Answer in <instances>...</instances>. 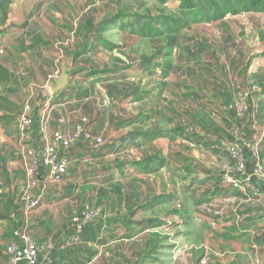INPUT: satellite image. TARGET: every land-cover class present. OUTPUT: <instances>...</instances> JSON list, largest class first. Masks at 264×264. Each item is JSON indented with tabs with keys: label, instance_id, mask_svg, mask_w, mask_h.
Instances as JSON below:
<instances>
[{
	"label": "crops",
	"instance_id": "crops-1",
	"mask_svg": "<svg viewBox=\"0 0 264 264\" xmlns=\"http://www.w3.org/2000/svg\"><path fill=\"white\" fill-rule=\"evenodd\" d=\"M105 1L112 0H12L7 8L4 24L12 38L0 36V42L11 50L0 65L14 82L0 81V214L8 207L11 220L0 216V264L6 263L11 230L18 227L41 244L51 241L40 256L49 264H264V55L250 54L243 67L233 59L236 72L227 71L217 85L216 69L206 67L201 72L206 89H199L192 63L186 58L182 66L174 53L165 56L172 67L163 80L159 71L145 69L147 56L161 43L136 37L127 41L124 55L126 44L119 37L126 32L116 30L119 25L102 29L115 41L97 35L103 21L96 6ZM234 17L207 22L217 29L212 38L221 33L219 23ZM26 33L38 42L26 40ZM186 43L174 52L187 49ZM113 45L121 48L119 54ZM69 58L74 63L69 87L46 109L47 77ZM246 90L257 115L244 126L259 143L247 168L257 160L261 172L240 191L225 184L223 175L233 165L228 147L240 125L234 105ZM161 93L170 105L158 101ZM106 95L115 109L105 106ZM26 102L35 110L36 124L23 136L18 121ZM5 103L17 111L9 113ZM197 110L205 114L199 125ZM83 119L104 143L75 144L65 179L49 182L40 207L23 214L28 151L59 129L71 136ZM84 205L103 206L105 217L78 243L66 245L71 217Z\"/></svg>",
	"mask_w": 264,
	"mask_h": 264
},
{
	"label": "rangeland",
	"instance_id": "rangeland-1",
	"mask_svg": "<svg viewBox=\"0 0 264 264\" xmlns=\"http://www.w3.org/2000/svg\"><path fill=\"white\" fill-rule=\"evenodd\" d=\"M186 1H192L195 5L200 6L199 4L202 0H112L111 2L105 1L106 6H101V8L100 6H96L99 10L98 19L101 18V20L103 21L97 28L96 33L97 35L102 33V38L109 37L115 41L117 38L110 36V33H108L107 36H103V34L105 33L102 29L104 26L107 25L115 27H118L117 25H119V27L115 29H120L121 31L126 32L124 36L122 35L119 37L122 41H125L126 44L125 47L122 48V52L124 51V49L125 51L126 49H128L127 47L129 44H127V41L129 42V40L131 41L133 39L136 40V37L149 39V41H152L157 45L161 43L159 50H156L154 54H150L147 56L148 59L146 60L147 65L145 69L148 71H151L152 69L159 71V77L163 78V80L165 78H169L168 73L170 72L172 66L170 63H168L170 62V60H165V56H170L171 54L176 53L179 63L181 62L182 66H184L182 62H184L186 58L189 59L187 60V63H192V68L194 71L193 78L194 81L198 84L195 87L199 89L200 87L206 89V86L203 85L204 83H206L205 78L203 77L204 74L201 75V72L204 73L205 70H207L206 67L216 69L214 70L216 74L214 76V79L216 78L214 84L217 85L218 83L221 84L222 82H225L226 76L228 75L226 74L227 71L232 72L233 74L234 72H236L237 64L235 65L234 60H240L237 63H239V65L243 67L245 66L246 60L250 56V54L261 56L258 53L262 52V54L264 55V13H259L255 11L241 13L235 15L234 18H227L225 22L222 21L221 23H219L222 28L221 33L216 34L217 38H212V36H215L214 33L215 30L217 31V29L208 28L206 24L207 22H192L187 27L181 30L183 31V33L180 31V33L175 35L168 34V30L173 25L171 23L172 19L178 20L180 24H183L184 22L188 21L186 16H183L181 12L183 10L182 6ZM108 10L111 11V13ZM7 19V14L5 15L3 10L0 9V36L5 39H11V33H9L7 27H5L6 23L4 24ZM214 23L217 24L216 22ZM9 29H11L12 31V28ZM150 31L152 33L157 32L163 34H160L159 36L147 37L146 33H149ZM24 35V38H26V40L33 41L34 43L38 42V40L35 39V37L32 36L31 33H26ZM208 35H210L211 38H208ZM211 39H214V41H211ZM180 42H187V49L185 47H181L182 49L179 52V49L176 48V51L174 52V46L176 47L177 44H179ZM250 43L256 44V47H254ZM103 44L105 43L103 42ZM232 44H234L235 47H233ZM111 45L112 44H109V47H112ZM239 46L240 48L238 51ZM115 47L117 46L113 45V49H116ZM21 49L22 51L25 50L24 48ZM9 50H11L10 47H6L1 41L0 61H5L6 57L9 55L7 53V51ZM130 50L131 49H129V51ZM120 51L121 48L117 47L118 54L120 53ZM233 51L235 52L232 54ZM123 53L125 55V52ZM102 54L107 59L112 60L109 54ZM134 62H136L135 59L132 61V63ZM130 65L134 67V64ZM121 66L122 68H125V63ZM204 76H206V74ZM132 82L137 83L136 81ZM140 83L142 84V82ZM163 94L164 93H161L160 96L157 97V99H159L158 101H162V99L163 102L165 101L164 98L161 96ZM145 95H148V93H145ZM104 103L105 106H109L114 109L117 107L115 106V101H113V99L108 95L105 96ZM164 103H167V105L171 104L170 100H168V102L165 101ZM3 107L8 108L9 113L17 111V107L13 106V104L5 103ZM10 117L11 116H6V118ZM203 117L205 118V114L201 110H197L194 112V121L198 125ZM198 127L200 129L201 126ZM3 177L6 178L5 174L3 175ZM10 200L12 202V199ZM96 208L101 209L103 217H105L106 209L103 206H97ZM8 210V207L3 210V212L1 213L3 215L0 214L1 218L3 217L6 220H11L8 217ZM20 211H22V208ZM20 211L19 209H17L16 214L19 215L23 213V211L22 213ZM12 231L13 229L11 230V233Z\"/></svg>",
	"mask_w": 264,
	"mask_h": 264
},
{
	"label": "built area",
	"instance_id": "built-area-1",
	"mask_svg": "<svg viewBox=\"0 0 264 264\" xmlns=\"http://www.w3.org/2000/svg\"><path fill=\"white\" fill-rule=\"evenodd\" d=\"M60 76L61 71L59 69L52 72L47 78V87L50 89L51 84L59 80ZM54 96L50 93V97L45 100L46 109H50L53 105ZM252 108L251 93L248 91L239 93L234 105V112L240 120V125L237 127L236 140L228 147L233 165L231 168H227L223 175L224 183L234 190H244L252 179L259 176L261 172V166L257 160L253 163L254 166L251 170L247 168L249 159L257 157L259 150V143L248 137L247 128L244 126V123L257 115ZM35 124V110L30 103L26 102L19 116L18 133L27 136ZM86 124L87 119H83L74 127L71 136L59 129L53 132L50 140H43L37 149L28 151L25 182L21 195L24 214H29L40 207L43 198L42 189H45L49 182L60 183L65 179L70 163L68 154L75 144L81 141H89L94 146H101L104 143V139L92 134L86 128ZM102 217L101 209L84 205L80 212L71 217L72 234L66 241V245L78 243L80 235L99 224ZM51 246V241L41 244L23 228H15L11 233V241L5 249V264H49L41 261L40 256ZM202 263L206 264L205 261Z\"/></svg>",
	"mask_w": 264,
	"mask_h": 264
},
{
	"label": "trees",
	"instance_id": "trees-1",
	"mask_svg": "<svg viewBox=\"0 0 264 264\" xmlns=\"http://www.w3.org/2000/svg\"><path fill=\"white\" fill-rule=\"evenodd\" d=\"M203 1V0H202ZM200 1V6L195 5L192 1H186L181 11L183 16L188 19L187 22L180 24L178 20L172 19V27L168 30V34H178L182 29L187 27L190 23H206L223 20L227 16H235L241 13L255 11L264 13V0H204ZM12 0H1L0 9L4 14H7V8ZM152 29V28H150ZM149 36H159L163 33L149 32ZM12 80L14 76L11 75L5 68L0 65V81Z\"/></svg>",
	"mask_w": 264,
	"mask_h": 264
},
{
	"label": "water",
	"instance_id": "water-1",
	"mask_svg": "<svg viewBox=\"0 0 264 264\" xmlns=\"http://www.w3.org/2000/svg\"><path fill=\"white\" fill-rule=\"evenodd\" d=\"M73 59L69 58L61 67V76L60 79L55 81L50 86V91L53 95H57L62 90H65L69 87L70 78L72 76L73 68Z\"/></svg>",
	"mask_w": 264,
	"mask_h": 264
}]
</instances>
